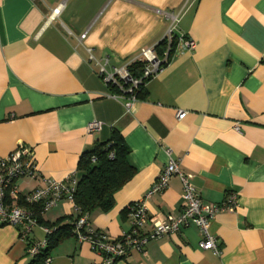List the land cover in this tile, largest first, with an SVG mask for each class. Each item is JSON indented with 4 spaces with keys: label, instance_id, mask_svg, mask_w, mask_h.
I'll list each match as a JSON object with an SVG mask.
<instances>
[{
    "label": "crops",
    "instance_id": "1",
    "mask_svg": "<svg viewBox=\"0 0 264 264\" xmlns=\"http://www.w3.org/2000/svg\"><path fill=\"white\" fill-rule=\"evenodd\" d=\"M59 4L60 13L50 17ZM169 27L174 50L128 111L87 49L123 66L156 46ZM182 36L195 41L194 49L180 46ZM179 110L186 112L180 120ZM93 120L101 128L88 132ZM114 131L135 172L114 193L111 209L88 214L93 228L113 238L129 231V206L165 167V149L203 202L234 207L209 221L217 251L199 247L202 236L190 221L113 264H264V0H0V158L22 143L33 149L37 166L33 177L15 181L18 196L9 202L21 205V196L46 179H64L83 152ZM181 193L173 175L162 192L144 199L141 232L178 214ZM38 212L60 226L78 213L67 201ZM42 226L22 240L14 226L0 225V264H28L26 246L46 238ZM49 257L47 264H107L74 233Z\"/></svg>",
    "mask_w": 264,
    "mask_h": 264
},
{
    "label": "built area",
    "instance_id": "2",
    "mask_svg": "<svg viewBox=\"0 0 264 264\" xmlns=\"http://www.w3.org/2000/svg\"><path fill=\"white\" fill-rule=\"evenodd\" d=\"M62 4L51 9L50 17L57 16L60 13ZM172 16V20H175ZM86 32L80 34L83 39ZM171 27H169L162 39L166 41V49L163 57H158L155 46L143 48L136 56L135 60L145 62L143 72L140 76H131L127 70V65L114 66L110 64L107 56L96 58L90 49H87L89 62H92L96 72L101 80L111 86H115L122 94L125 108L129 111L137 97L135 89L143 86L145 81L154 75L163 61L167 59L170 45L174 39ZM161 39V40H162ZM179 44L185 50H192L195 47V41L189 37H179ZM186 112L179 110L177 119L180 120ZM102 123L93 120L88 123L87 131L92 132L101 128ZM167 163L159 173L156 181L147 190L142 199L132 203L129 206L131 217V228L117 238L110 237L100 230L93 228L88 221V214L83 213L74 221L73 233L78 242H86L96 252L102 255L104 262L113 264L115 260L121 259L127 255L130 248L141 249L150 239L160 238L164 235L176 234L180 229L193 222L199 229L202 236L199 241V247L202 249H212L217 251V240L210 233L209 221L214 215L225 209H232L234 202L229 203H208L203 202L196 192L195 188L188 181L186 175L180 170L179 160L171 155L169 149H165ZM37 170L34 159L33 149L28 148L22 143L17 146L8 155L0 158V225H11L18 230L20 239H26L32 229L39 225L37 211L35 206H39V211L44 212L57 206L60 201H67L78 211L75 206L73 193L77 183L76 170L68 173L64 179L45 180V185L37 187L21 196L23 204L10 203L9 200L17 198V188L15 181L23 176L33 177ZM177 175L182 184V205L176 215H167L165 218L154 222L152 228L146 232H141V227L146 224L148 215L144 199L150 195L162 192L168 185L169 178ZM234 197H232L233 199ZM43 231L48 234L53 228L42 226ZM46 238L35 242H29L26 246V253L30 256L39 252L46 246ZM48 256L44 264L49 263Z\"/></svg>",
    "mask_w": 264,
    "mask_h": 264
},
{
    "label": "trees",
    "instance_id": "3",
    "mask_svg": "<svg viewBox=\"0 0 264 264\" xmlns=\"http://www.w3.org/2000/svg\"><path fill=\"white\" fill-rule=\"evenodd\" d=\"M176 38L171 42L168 56L173 52ZM166 41L160 40L155 46L158 57L164 56ZM145 62L134 60L127 65L131 76H140L143 72ZM111 86V85H110ZM116 92L119 90L115 87ZM135 96H144L143 86L135 89ZM129 148L118 131H114L111 137L105 141H96L93 147L81 154L77 163V183L73 193L75 206L79 209L77 217L83 213H91L95 210L108 211L114 205V193L120 189L134 174V167L128 162ZM37 211L38 223L53 228L46 235V246L36 254L30 256L28 264H44L51 249L61 239L73 233V224L59 225L58 221L43 222ZM75 219V220H76Z\"/></svg>",
    "mask_w": 264,
    "mask_h": 264
}]
</instances>
